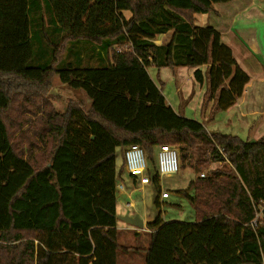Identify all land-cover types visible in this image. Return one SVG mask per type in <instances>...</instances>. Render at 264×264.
Segmentation results:
<instances>
[{
    "label": "trees",
    "instance_id": "1",
    "mask_svg": "<svg viewBox=\"0 0 264 264\" xmlns=\"http://www.w3.org/2000/svg\"><path fill=\"white\" fill-rule=\"evenodd\" d=\"M107 1L95 0L87 26L65 27L49 1L28 0L30 56L6 66L8 0H0V264H118L129 247L117 228L116 149L131 144L152 165L158 146L174 147L193 174L184 197L195 220H165L157 195L145 264H264V209L252 225L264 200V136L206 126L250 81L220 32L195 23L230 0H114L120 23L93 27ZM151 67L195 68L205 120L174 110ZM54 76L91 104L69 99L55 109L46 96ZM149 169L159 193L157 166Z\"/></svg>",
    "mask_w": 264,
    "mask_h": 264
},
{
    "label": "rangeland",
    "instance_id": "2",
    "mask_svg": "<svg viewBox=\"0 0 264 264\" xmlns=\"http://www.w3.org/2000/svg\"><path fill=\"white\" fill-rule=\"evenodd\" d=\"M52 4L53 12L56 15L57 22L65 27L87 26L82 20V16L86 15L89 21V11L91 6L94 5L95 0H45ZM104 14L102 18L104 22L93 27H100L111 29L120 23L116 10L114 0L106 2ZM126 17L130 16L129 12L124 13ZM30 37L29 24H28V0H8V30L5 35V51L4 61L6 66H21L30 56L28 39ZM162 36H158L157 43L162 40ZM189 68L178 67L175 70L164 68L160 71L161 79L165 82L162 83L165 93L171 102H175V97L180 95V91L176 92L178 88L175 82L170 81L172 71L178 74L177 80L181 84V89L187 91L192 88L198 91V83L193 76L189 77L187 72ZM151 73L157 71L153 67ZM158 83H161L159 76L155 75ZM193 84L195 86H193ZM197 88V89H196ZM82 89L72 88L59 80L58 76L52 79V85L47 93L49 102L60 112H64L69 99H75L83 102L85 106H89L85 100V94ZM83 94H82V93ZM172 94V95H171ZM178 94V95H177ZM181 96V95H180ZM199 112V113H198ZM197 114H192L196 118H202L200 110ZM191 114V113H189ZM200 114V115H199ZM192 117V116H190ZM213 128L224 134L237 135L246 140H255L256 137H248V127L239 115L232 114L231 111L225 110L218 111L213 122ZM123 163V147L116 149V169L119 171ZM222 164L211 163L203 168L202 173H207L210 169H216ZM193 174L189 170H183L180 167V175L165 176L161 178L160 185L170 189L179 188L184 189L188 187V183ZM117 217L121 215H135V211L145 214L151 220H154L158 214V208L155 206V199L159 195L155 185L149 184L143 189H136L133 191L132 197L127 198L125 194L119 192L117 188ZM131 199L135 201V207L127 205ZM162 212L165 220H181L192 222L195 220V213L193 206L185 199L184 194H173L169 200L161 201ZM119 242L129 247L127 251H121L118 255V264H145L143 248H145L149 241V232L146 227L137 230H131V224L120 220L119 221Z\"/></svg>",
    "mask_w": 264,
    "mask_h": 264
},
{
    "label": "crops",
    "instance_id": "3",
    "mask_svg": "<svg viewBox=\"0 0 264 264\" xmlns=\"http://www.w3.org/2000/svg\"><path fill=\"white\" fill-rule=\"evenodd\" d=\"M195 23L200 26H214L220 32L222 42L232 48L234 56L240 66L250 76V81L246 85L242 96L232 107L225 111H231L232 114L236 116L239 115L248 127V137H251L252 135V137H256V139H258L261 136H264V0H230L228 2H218L214 4L211 11L207 13H196ZM171 33L172 32L170 31L160 35L163 38L158 43H166L169 40ZM152 68L153 67L149 68L151 77L158 83L155 78V75H157L159 76V79L165 83L161 79L160 71L164 68L170 67L157 68L154 77L152 75L153 73L150 71ZM176 68L170 69L175 70ZM188 68L189 71L187 72V75L189 77H194L193 73L195 68ZM205 68V65L201 66L203 71ZM177 77L178 74H175V71H172L170 81H173L178 85L176 92L180 91L181 96L177 94L178 97H175V102H171L163 87V93L167 102L174 108V110L182 113L186 117L204 121L205 118L202 111V105L205 100L206 84L204 83L201 85L196 83L198 85V91L194 90V88L185 91L181 89L182 87L181 84L178 83ZM195 85L193 84V86ZM82 92L85 94L84 102L91 104V100L87 94L84 91ZM198 110H200L202 118H196V116L192 115L195 113L197 114ZM214 121L215 118L207 122L206 126L211 131H218L213 128ZM123 164L124 159L121 166V174H118L117 176V183L123 184L124 189H119V192L125 194L127 198H131L134 190L143 189L147 185L138 187L137 181L128 175V173L124 170ZM156 166V162L152 165L149 161V168L155 170ZM153 184L155 185V183ZM127 205L135 207L136 204L134 199L128 201ZM116 212L118 214L117 207ZM134 214H139L143 218L145 224L152 221L141 212L135 211ZM120 220L121 219L117 217L118 231L120 228ZM131 226V230H137L138 232L142 229L133 225ZM145 231L149 232V229L147 228Z\"/></svg>",
    "mask_w": 264,
    "mask_h": 264
},
{
    "label": "built area",
    "instance_id": "4",
    "mask_svg": "<svg viewBox=\"0 0 264 264\" xmlns=\"http://www.w3.org/2000/svg\"><path fill=\"white\" fill-rule=\"evenodd\" d=\"M82 20L87 22V16L83 15ZM223 152V150L221 149ZM123 159H124V170L137 181L138 187L145 186L152 183L149 169V161L145 150L138 144H131L123 149ZM221 164L222 162H217ZM156 164L157 172L159 174V183L161 178L165 176H179L180 175V163L179 154L176 148L171 147L167 144L160 145L157 147L156 151ZM205 173H201L204 176ZM116 188L120 190L124 189V185L121 183L116 184ZM188 187L184 186L183 190L170 189L160 185L159 199L160 201L169 200L172 198L173 194H184ZM263 209L264 200L258 205V212L255 219L252 221V225L257 227L259 223L263 220Z\"/></svg>",
    "mask_w": 264,
    "mask_h": 264
},
{
    "label": "water",
    "instance_id": "5",
    "mask_svg": "<svg viewBox=\"0 0 264 264\" xmlns=\"http://www.w3.org/2000/svg\"><path fill=\"white\" fill-rule=\"evenodd\" d=\"M119 219L124 220V221L130 223L131 225L138 227V228H144L146 226L143 218L139 214L121 215V216H119Z\"/></svg>",
    "mask_w": 264,
    "mask_h": 264
}]
</instances>
